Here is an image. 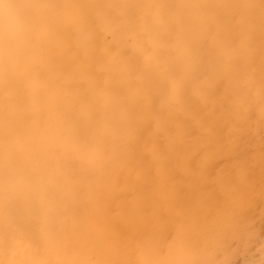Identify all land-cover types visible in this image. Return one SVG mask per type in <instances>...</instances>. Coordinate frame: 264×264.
<instances>
[{
	"label": "bare ground",
	"instance_id": "obj_1",
	"mask_svg": "<svg viewBox=\"0 0 264 264\" xmlns=\"http://www.w3.org/2000/svg\"><path fill=\"white\" fill-rule=\"evenodd\" d=\"M49 1L61 21L48 29L37 14L26 27L40 21L43 32L27 59L7 62L12 73L0 76L2 173L26 171L28 180L13 207L0 201V264H94V253L98 264H124L172 228L175 241L230 254L227 238L212 233L236 236L247 219L257 230L264 215V112L242 95L264 71L255 54L264 0ZM27 83L50 101L33 100ZM34 122L33 143L56 131L42 149L21 143ZM115 140L123 149L114 170L81 164L89 145L106 152ZM56 151L57 173L46 162ZM233 179L247 188L221 194ZM185 187L182 199L159 198V189Z\"/></svg>",
	"mask_w": 264,
	"mask_h": 264
},
{
	"label": "rangeland",
	"instance_id": "obj_2",
	"mask_svg": "<svg viewBox=\"0 0 264 264\" xmlns=\"http://www.w3.org/2000/svg\"><path fill=\"white\" fill-rule=\"evenodd\" d=\"M36 1L37 0L33 2L31 1V4H28V0H0V76L10 75L12 73L9 65H6L7 62L13 61L16 57L17 59H20L22 61H25V59H27V52L30 51L29 47L32 46L31 44H33V42L35 41V37H37L40 32H43L40 29L42 25L40 21L35 22L33 28L26 27L31 24L32 20L37 14L43 17L45 16V19L47 21H50L51 27L48 29H51L53 26L55 27V25H57V23L61 21L59 12L54 11V9L56 8V4L54 5L49 0H47V3H45L40 8L36 5ZM46 5H49L51 7V11L46 9ZM53 14L54 18H51ZM260 42H258V50L255 49V54L257 55L264 54V40ZM254 44L255 43H253V45ZM251 89H253L252 94L249 96L248 92ZM27 90L35 97L33 100L40 101L39 99L44 96H47V99L49 101L51 99V93H47V90L45 89V87L43 88V86L34 88L32 84L27 83ZM242 95L245 105L247 102H249L250 106H254L255 108L258 107V110L264 112V71L261 73L259 82L254 87H244ZM33 100H30V104ZM248 105L249 104H247V106ZM38 118L39 120H41L42 117L38 116ZM21 123L22 121L19 122V125H21ZM31 124L32 125L30 127V130L32 131L29 130L25 132L21 137V143L24 145L32 144L33 142L37 141L35 138H32L34 137L32 132L38 131L36 127H40L38 125L39 123L36 124L34 122ZM152 125H154V122L152 123ZM55 132L56 131H53L52 134L50 133L51 135L47 137L46 140L44 139L39 143L33 144L37 146L38 149L44 148L46 145L53 142L50 138L56 134ZM37 133L39 134V132ZM144 136L145 135L143 133L142 138ZM10 141L11 139H6L5 145L10 143ZM89 146L90 147L86 148V152L84 153L85 155L83 156L84 158L80 157L81 164L83 163L84 165H86L90 160L97 166L101 165L104 170L108 171L112 168L113 170L115 169L118 160L117 154L121 149H123L122 143L120 141L115 140L112 147L106 150V152L105 148L97 149L92 145ZM251 150L252 146L247 143L241 146L242 155L250 153ZM105 155H109L110 158L105 157ZM51 157V160H49L50 158H48V160L46 161L48 164L50 163L51 170L55 173L61 172V152L56 151V153L52 154ZM112 158H114L115 161L112 160ZM2 167L3 165L0 164L1 173ZM23 172L26 171L20 172L16 176L18 179L14 180H11L9 178L10 174H8V172L4 174L2 173L1 180L3 186L0 185V201H2L1 204L3 207H13L15 205L14 198L19 195H23V193H26L23 192L25 190V188H23V185H26L28 180L22 177ZM37 175H43L42 168H38ZM54 176H57V174L51 175L49 177L55 178ZM38 177L40 179L43 178L42 176ZM209 178L210 186L213 187L214 182L219 178V176L214 172L210 175ZM249 178L250 176H243L240 179L248 180ZM120 180V183H122L126 180V177H121ZM13 185H15V187H13ZM190 188L191 187H185V189L179 190H170V188H166V190L159 189V198L176 197L182 199L183 197L190 194ZM243 188H247L245 187L243 182L238 183L233 179L231 182H229V185L220 186L219 192L221 194L228 195V197H231L235 195L237 189ZM12 191H18V194L16 196H13L11 195ZM91 193H94V190H92ZM252 193L256 194L255 191H253ZM203 194L206 195L205 192H203ZM93 206L94 205H91V207ZM184 214L185 215L183 217L185 218L191 215L189 210H187ZM161 218L162 214L159 213V219ZM257 220L259 221L257 230L248 228V224L254 220L247 219L248 224H246L245 227H243L240 233L236 236H232L231 234L221 235L219 231L216 232L218 229L215 230L214 233H212V236H216L214 237L215 239H218V237L221 236H225L227 238V240L231 243L230 246L233 247V251L230 254H228V251L219 250L218 246H210V248H208L207 246L202 245L197 247L193 244L191 245L185 239H178L175 241L174 239L176 237L174 234L176 232L173 230L175 228H172L171 231L169 230L166 233H159V241H161L162 239V243H159V241L155 240L153 243V247L148 248V250L145 249V252H143L142 250L141 252L143 253H131V256L129 258L123 259L124 264H264V215L257 216ZM139 227L140 226L136 227V225L132 224L129 225V228L133 231L134 229H137ZM143 230L144 229H142V232H145ZM240 235H242L241 238H239ZM166 240L167 243L164 244ZM210 243L213 244L212 242ZM217 243H219V241H217ZM99 258L101 259V255L98 253H94L92 255V262H94V264H98L101 261Z\"/></svg>",
	"mask_w": 264,
	"mask_h": 264
}]
</instances>
